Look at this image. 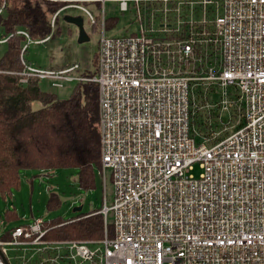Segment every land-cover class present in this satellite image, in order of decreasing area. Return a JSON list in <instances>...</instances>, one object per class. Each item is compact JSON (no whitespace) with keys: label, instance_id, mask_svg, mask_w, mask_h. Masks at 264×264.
<instances>
[{"label":"built area","instance_id":"2783aa9c","mask_svg":"<svg viewBox=\"0 0 264 264\" xmlns=\"http://www.w3.org/2000/svg\"><path fill=\"white\" fill-rule=\"evenodd\" d=\"M44 1L59 5L53 28L75 8L99 33L89 74L77 63L33 65L28 42L50 36L32 40L20 29L27 43L18 73L23 84L98 83L105 232L52 239L37 217L0 235V264H11L8 246L32 247L22 264H264V0ZM108 1L130 13L131 32L108 33L116 26ZM212 110L237 126L203 132L194 118Z\"/></svg>","mask_w":264,"mask_h":264},{"label":"trees","instance_id":"16d2710c","mask_svg":"<svg viewBox=\"0 0 264 264\" xmlns=\"http://www.w3.org/2000/svg\"><path fill=\"white\" fill-rule=\"evenodd\" d=\"M2 5L0 28L8 49L0 58V196L12 195L21 185L22 169L55 173L75 168L81 188H95L102 167L98 83L77 82L69 98L61 99L42 90L39 78L30 77L27 83H21L18 73L24 67L20 54L27 37L17 31L26 30L32 40L51 38V20L59 5L44 0H0ZM116 24V18L108 22L109 27ZM194 123L203 132L214 125L203 113L196 115ZM58 206L59 196L52 193L47 207L51 210ZM102 207L68 220L45 221L47 237L103 238L106 224ZM4 217V223L11 222L18 219V214L7 209Z\"/></svg>","mask_w":264,"mask_h":264},{"label":"rangeland","instance_id":"374dc122","mask_svg":"<svg viewBox=\"0 0 264 264\" xmlns=\"http://www.w3.org/2000/svg\"><path fill=\"white\" fill-rule=\"evenodd\" d=\"M36 1V0H33ZM106 13L108 17H115L117 24L108 30V33L114 35L131 32L135 25L132 22L130 13L124 14L117 2H106ZM88 8L95 16H99L101 11L95 4H89ZM65 15L80 16L83 19L84 31L88 37L87 40L80 41L79 27L67 21ZM3 30L0 28V39L4 37ZM26 44V42H25ZM99 33L91 25L90 18L85 11L70 8L63 11L57 19L53 28V36L43 42H28L26 58L33 65L42 68H60L62 66L79 65V71L96 70L95 57L98 51ZM8 45L6 42L0 43V58L4 55ZM44 91L52 92L61 99L69 98L77 82H68L63 87H52L48 79L39 82ZM214 114L209 118V123L214 124V130L218 131L220 136L232 131L238 124V118L229 120L230 114L224 113L219 117L218 110L211 111ZM230 122H229V121ZM199 176L200 169L197 166L194 173ZM52 193L58 194L60 206L51 210L47 204ZM107 198L108 203H112L114 188L107 171ZM81 211H74L75 207L81 206ZM104 205V184L100 171L96 176V187L90 190L81 188L78 181V171L75 168H62L54 172H42L37 169L21 170V185L13 190L12 195L8 197L0 196V220L4 219L7 209H14L18 214V219L5 224H0V235L11 228L27 224L34 221L37 217L44 220L71 219L81 213H88ZM109 222H113L112 212L109 214ZM32 247L8 246V257L11 264H22L24 259L20 256L28 257L32 253ZM38 254H36V257ZM28 262L27 264H33Z\"/></svg>","mask_w":264,"mask_h":264},{"label":"water","instance_id":"95a60500","mask_svg":"<svg viewBox=\"0 0 264 264\" xmlns=\"http://www.w3.org/2000/svg\"><path fill=\"white\" fill-rule=\"evenodd\" d=\"M65 19L71 23H74L76 24L78 27H79V30H80V37H79V40L80 41H84V40H87L88 37L84 31V27H83V19L82 17L80 16H71V15H65ZM82 210V205L81 206H78V207H75L74 208V211H81Z\"/></svg>","mask_w":264,"mask_h":264}]
</instances>
